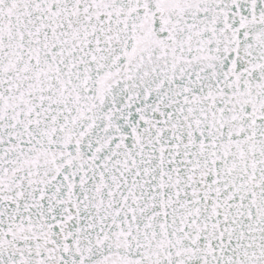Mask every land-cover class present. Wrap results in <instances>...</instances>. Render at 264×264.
<instances>
[{"label":"snow or ice","instance_id":"6c2138e0","mask_svg":"<svg viewBox=\"0 0 264 264\" xmlns=\"http://www.w3.org/2000/svg\"><path fill=\"white\" fill-rule=\"evenodd\" d=\"M0 264H264V0H0Z\"/></svg>","mask_w":264,"mask_h":264}]
</instances>
